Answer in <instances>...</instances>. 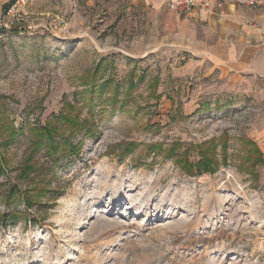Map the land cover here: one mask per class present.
I'll list each match as a JSON object with an SVG mask.
<instances>
[{
    "label": "rangeland",
    "instance_id": "374dc122",
    "mask_svg": "<svg viewBox=\"0 0 264 264\" xmlns=\"http://www.w3.org/2000/svg\"><path fill=\"white\" fill-rule=\"evenodd\" d=\"M16 1L0 0V124L23 134L0 148V194L15 186L20 202L0 199V215L29 217L0 227V264H264V82L192 58L204 22L165 0H24L5 14ZM205 1L209 10H196L220 19L229 7H264ZM62 114L95 136L72 138L80 153L69 164L38 154L20 181L29 129ZM176 144L191 165L198 147L216 145L215 172L187 175L166 156Z\"/></svg>",
    "mask_w": 264,
    "mask_h": 264
},
{
    "label": "trees",
    "instance_id": "16d2710c",
    "mask_svg": "<svg viewBox=\"0 0 264 264\" xmlns=\"http://www.w3.org/2000/svg\"><path fill=\"white\" fill-rule=\"evenodd\" d=\"M10 5L11 4L6 5L4 9L7 10ZM99 71L100 70L97 69L95 71V74H97V72ZM106 71L108 70H105L104 73ZM89 81L91 84H95V76L92 77ZM133 86L134 84L130 85L129 92H131L130 88ZM104 87L105 82H103L99 86L98 93L101 94ZM113 95L114 98L115 96L117 97L118 92H114ZM86 103L89 106L87 109V113L89 114L90 121H94V96L90 95ZM8 126L9 125L4 123L0 124V148H4L6 146L14 144L16 140L23 134L22 129L10 128ZM64 128H67V135H65V132H63ZM29 133L33 135L32 142L30 144L31 154H29L24 166H22V168L19 170L18 178L20 181L27 180L30 176V173H33L34 168H31L29 164L34 161L35 157L38 154L43 152L42 154L44 156L51 159V164L53 166L60 165V163L69 164L68 162L73 158H77L80 153V147L74 142V139L72 138L81 133H84V135L88 138H93L95 136L93 129L90 128L89 125H87L86 121L82 122L79 121L77 117H68L64 114L59 115L56 119L54 118L52 124L48 123L47 125L40 127L33 126L31 129H29ZM226 146V140H222L221 146L219 147L221 150L220 162L223 165L226 164ZM131 147L135 148L136 145H131ZM161 147V145L157 147H149L148 150L154 155H158L161 152ZM244 147L248 150L246 155L248 163H250V165L252 166L259 165L261 163L262 156L261 154H259L254 144L250 141H245ZM200 148L201 147H198V152L200 154L199 161L194 165H191L190 162H188L185 152H183L180 156L177 154L178 150L180 149V146L177 144L167 151L166 156L175 157L177 164L183 167L187 175L192 176L196 174L200 175L204 173L215 172L218 166V160H216V145L209 146V148L202 147V150ZM36 173L37 171H35V174ZM14 188L15 186H13V188L3 196L2 194H0V199H2L6 205H14L20 202L18 197H16L17 192L16 190H14ZM45 193H51V191H42L41 195L39 194V198H41ZM24 205L26 207V210L29 211L36 205V203L33 200L26 198V200H24ZM23 215L29 217L26 212L24 214L10 213L7 215H0V227H7L9 223L17 220L19 217H23Z\"/></svg>",
    "mask_w": 264,
    "mask_h": 264
},
{
    "label": "crops",
    "instance_id": "0c3cea01",
    "mask_svg": "<svg viewBox=\"0 0 264 264\" xmlns=\"http://www.w3.org/2000/svg\"><path fill=\"white\" fill-rule=\"evenodd\" d=\"M226 10L224 19L199 10L192 12L190 20L194 24L204 22L199 27L206 36L193 31L189 53L192 58L200 56L204 61L217 63V69L225 74L264 82V7Z\"/></svg>",
    "mask_w": 264,
    "mask_h": 264
},
{
    "label": "built area",
    "instance_id": "2783aa9c",
    "mask_svg": "<svg viewBox=\"0 0 264 264\" xmlns=\"http://www.w3.org/2000/svg\"><path fill=\"white\" fill-rule=\"evenodd\" d=\"M208 2L205 0H165L166 8L169 12L177 13L182 16H187L188 14H192L194 10L197 8H202L204 10V7L206 10L208 9ZM237 4L239 6H254L259 7L262 5V0H237ZM24 5V0H17L14 5H10L8 9L4 12L7 15L12 16L19 12L21 6ZM219 7V4L217 5V8ZM10 25H13V22L9 23ZM0 25L2 23L0 22ZM6 25V24H5Z\"/></svg>",
    "mask_w": 264,
    "mask_h": 264
}]
</instances>
